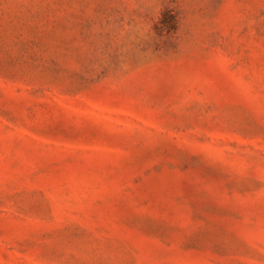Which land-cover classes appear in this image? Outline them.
<instances>
[{
  "label": "rangeland",
  "instance_id": "rangeland-1",
  "mask_svg": "<svg viewBox=\"0 0 264 264\" xmlns=\"http://www.w3.org/2000/svg\"><path fill=\"white\" fill-rule=\"evenodd\" d=\"M0 264H264V0H0Z\"/></svg>",
  "mask_w": 264,
  "mask_h": 264
}]
</instances>
